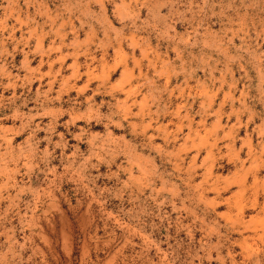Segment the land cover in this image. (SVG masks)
Masks as SVG:
<instances>
[{"label":"rangeland","instance_id":"rangeland-1","mask_svg":"<svg viewBox=\"0 0 264 264\" xmlns=\"http://www.w3.org/2000/svg\"><path fill=\"white\" fill-rule=\"evenodd\" d=\"M0 264H264V0H0Z\"/></svg>","mask_w":264,"mask_h":264},{"label":"bare ground","instance_id":"bare-ground-1","mask_svg":"<svg viewBox=\"0 0 264 264\" xmlns=\"http://www.w3.org/2000/svg\"><path fill=\"white\" fill-rule=\"evenodd\" d=\"M52 84V83H51ZM51 86V85H50Z\"/></svg>","mask_w":264,"mask_h":264}]
</instances>
